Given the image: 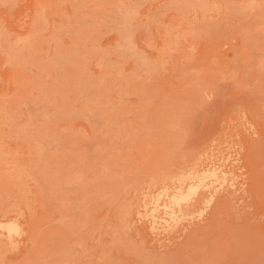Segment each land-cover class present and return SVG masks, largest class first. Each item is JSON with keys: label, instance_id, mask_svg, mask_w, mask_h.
<instances>
[{"label": "rangeland", "instance_id": "obj_1", "mask_svg": "<svg viewBox=\"0 0 264 264\" xmlns=\"http://www.w3.org/2000/svg\"><path fill=\"white\" fill-rule=\"evenodd\" d=\"M0 264H264V0H0Z\"/></svg>", "mask_w": 264, "mask_h": 264}, {"label": "bare ground", "instance_id": "obj_2", "mask_svg": "<svg viewBox=\"0 0 264 264\" xmlns=\"http://www.w3.org/2000/svg\"><path fill=\"white\" fill-rule=\"evenodd\" d=\"M182 197H183V196H182ZM179 198H180V196H179ZM179 198H178V199H179ZM173 199H175V198H173ZM175 201H177V200H175ZM157 202H158V201H157ZM156 205H157V204H156ZM150 212H151V211H150ZM153 214H154V212H153Z\"/></svg>", "mask_w": 264, "mask_h": 264}]
</instances>
